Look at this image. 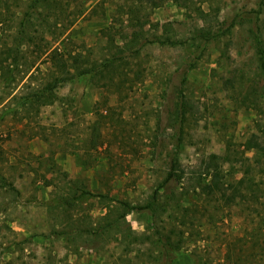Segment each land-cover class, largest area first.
<instances>
[{
    "label": "rangeland",
    "instance_id": "obj_1",
    "mask_svg": "<svg viewBox=\"0 0 264 264\" xmlns=\"http://www.w3.org/2000/svg\"><path fill=\"white\" fill-rule=\"evenodd\" d=\"M5 1L0 264H264V149L246 147L251 134L264 146V0L73 1L88 9L60 36L45 30L39 44L98 64L116 50L113 40L123 49L119 64L112 73L75 76L55 88L54 102L24 108L12 96L46 82L51 64L22 41L32 0ZM71 10L47 17L57 20L53 32ZM201 28L209 39L198 38ZM7 48L38 65L35 79L24 76V59L11 65ZM209 154L220 156L225 182L244 178L245 198L226 205L193 188ZM171 168L174 177L162 183ZM154 192L156 216H121V201L144 204ZM175 227L183 232L175 245L157 242V231Z\"/></svg>",
    "mask_w": 264,
    "mask_h": 264
},
{
    "label": "trees",
    "instance_id": "obj_2",
    "mask_svg": "<svg viewBox=\"0 0 264 264\" xmlns=\"http://www.w3.org/2000/svg\"><path fill=\"white\" fill-rule=\"evenodd\" d=\"M5 1V0H4ZM73 1L76 0H32L30 3L29 8L32 9L34 13H36L38 10L40 11L39 14L42 15L41 20L37 21V17L34 15V13H31V16L29 18H26L22 22H20L21 29L20 32L22 33V41L24 44L27 45L28 49L31 47L34 48L35 53L37 56L40 57L42 54L46 56V58L50 61L51 64V71L49 73V78L46 82L41 84L38 87H30L27 86V90L24 95L18 97L16 94L12 96V98L18 99V104L21 107H32L33 104L37 105H42V104H49L55 101L56 96L54 93L55 88L60 85L61 83H66L70 81L72 78L75 76L81 77L83 75H87L89 77H94L96 74L100 73V75L105 71L108 72H114L115 69L117 68L119 64V59L120 57L117 56L119 52H121L123 49L121 46H116L114 41L110 43L113 46H109V49L111 48H116L113 52H111L110 57H105L103 62L98 63H89L86 64L85 59L83 56H80V53H74L71 54L70 51H66L64 47L61 46H47V42L44 44L40 45L39 43L41 42L40 40L43 39V33L45 30H49L50 33L58 34L59 36L65 33V31L69 30V28L73 25L75 22L77 16L83 14L85 10L88 8L85 6L83 9L78 8L76 4H72ZM147 1V0H145ZM150 2H153L154 6H159L161 5L164 0H159L156 2V0H149ZM172 2L180 5V6H185L186 3L189 0H171ZM3 2V0H0V5ZM6 3V1L4 2ZM97 4V3H96ZM73 8L71 10L72 18H70V15H68L67 18V24L63 27V29L59 33L53 32V29L55 26H52L50 29V24L56 25L57 20L54 19L52 22H49V18H47L49 15H54L56 14L55 10H59L60 12H65L68 9ZM77 13V15H75ZM30 15V14H29ZM66 15H64L65 18ZM57 17V16H56ZM36 19V21H35ZM33 20V21H32ZM141 25L140 28L143 27V23H140ZM162 28V30H166L167 25L163 24L161 26H157ZM32 30V32H31ZM169 31V30H168ZM134 33V32H133ZM167 33V31H166ZM166 39L171 42V43H176V40H173L172 42L170 40V36L166 35ZM205 38L209 39L211 37V32L209 30H206L204 28H201V30H198V38ZM69 36L66 37L68 39ZM160 37H156V41L163 42V40L159 39ZM55 39H58L55 36ZM139 40V36L135 37L131 40H129V44H125L126 48L130 49V46H135V43H137ZM45 46V48H44ZM114 48V49H115ZM6 53H11V58L12 62L11 65L13 64L14 66L21 65L20 58L24 59L23 61V71H24V76L28 75V78L30 79H35L33 72H30L32 67H35L36 69H39L38 65L36 66L34 62L32 61L31 63H28L26 60V55L24 53H20L18 48H7ZM6 57L3 60H0V65L3 61H5ZM13 66V67H14ZM262 71L264 73V66L262 63ZM10 65L8 66V68ZM113 68V69H112ZM23 77V76H22ZM21 77V78H22ZM182 96V92H181ZM187 100L181 98V106L179 110V114L181 118L185 114V105L187 104ZM91 130V141L94 143V141L98 140V137L100 135V128L98 125L94 124ZM246 147L247 148H253L257 147L260 149H264V146H261L258 141L256 140V135L251 134L248 140L246 141ZM220 156L215 155V154H209V156L202 162L200 165V168L195 171L194 175L192 176L194 178V183L195 186L193 187L194 189H198L199 193L203 197H211L214 198L216 197L217 201H220L223 204H230L236 200H241L245 198V194L241 188L242 184L245 182L244 178L238 179L236 182H230L227 183L224 181L225 174L223 172V168L219 163ZM165 178L163 179L162 183H166L169 181L171 178L174 177L173 174V168H171ZM179 178L181 179L183 176L178 175ZM82 194L86 195H94L91 194L88 190H81ZM156 200V195L155 192L154 194L151 195V199L144 203V204H130L127 201H121L122 205V213L121 216L125 217L127 214H129L132 211H148L149 214L154 217L156 216V213L158 211V205L155 204ZM175 228H172L167 235H163L161 232L157 231L155 234V237L157 238V242L161 243L162 246L165 248H168L167 246H173L172 242L176 240L178 242L183 235V232L180 230H175ZM175 237L172 238V237ZM175 242V243H176ZM179 243H176L178 245ZM201 264V263H198Z\"/></svg>",
    "mask_w": 264,
    "mask_h": 264
}]
</instances>
